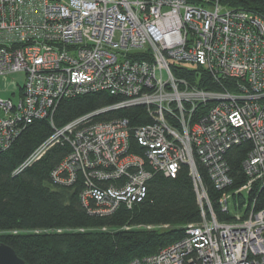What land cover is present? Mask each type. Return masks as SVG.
<instances>
[{
    "label": "built area",
    "instance_id": "built-area-1",
    "mask_svg": "<svg viewBox=\"0 0 264 264\" xmlns=\"http://www.w3.org/2000/svg\"><path fill=\"white\" fill-rule=\"evenodd\" d=\"M173 65L179 73L201 68L220 86L201 89ZM0 80V151L26 122H51L62 98L89 91L120 97L54 127L15 169L58 141L69 143L52 176L69 184L81 171L79 197L91 214L131 207L153 173L175 177L187 166L200 221L126 264H264V205L248 199L264 183V0L255 10L221 0H0ZM133 105L147 106L152 118L132 133L143 155L128 151L126 119L91 120ZM244 140L252 145L241 164L247 181L230 189L224 156ZM196 160L220 192V212L232 218L218 219Z\"/></svg>",
    "mask_w": 264,
    "mask_h": 264
},
{
    "label": "trees",
    "instance_id": "trees-1",
    "mask_svg": "<svg viewBox=\"0 0 264 264\" xmlns=\"http://www.w3.org/2000/svg\"><path fill=\"white\" fill-rule=\"evenodd\" d=\"M221 2L232 8L255 10L260 0ZM172 68L176 75L201 89L220 86L201 68L184 69L182 73L177 72L174 65ZM119 99L106 91L62 98L55 105L52 123L48 117L26 122L10 146L0 151V242L12 247L27 264H126L159 252L183 236L186 224L200 221L196 193L185 164H181L175 177L153 173L146 180V195L142 200L131 207L120 204L113 212L103 215L91 214L80 200V191L86 186L81 171L69 184L56 181L52 176L58 164L70 154L69 143L56 142L40 158L15 172L52 134L54 127ZM123 118L131 134L128 151L143 155L144 150L132 133L136 127L152 122L147 106L100 111L91 120ZM251 147L250 142L244 140L226 151L224 157L232 179L230 189L247 181L241 164ZM196 161L218 219H230V214L219 210L220 192L214 189L207 169ZM251 198L256 199L255 208L264 205V183L254 186L248 194V199Z\"/></svg>",
    "mask_w": 264,
    "mask_h": 264
},
{
    "label": "water",
    "instance_id": "water-1",
    "mask_svg": "<svg viewBox=\"0 0 264 264\" xmlns=\"http://www.w3.org/2000/svg\"><path fill=\"white\" fill-rule=\"evenodd\" d=\"M0 264H27L22 258L15 254L12 247L0 242Z\"/></svg>",
    "mask_w": 264,
    "mask_h": 264
},
{
    "label": "rangeland",
    "instance_id": "rangeland-1",
    "mask_svg": "<svg viewBox=\"0 0 264 264\" xmlns=\"http://www.w3.org/2000/svg\"><path fill=\"white\" fill-rule=\"evenodd\" d=\"M186 69H188V68H186ZM10 77L13 78V79H15V80H17L18 82H22L23 81V79H22L23 78L22 73L21 74H17V73L11 74ZM0 84H1V80H0ZM187 116L188 115H186V119H187ZM248 203H249V201H248Z\"/></svg>",
    "mask_w": 264,
    "mask_h": 264
}]
</instances>
